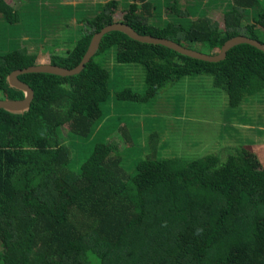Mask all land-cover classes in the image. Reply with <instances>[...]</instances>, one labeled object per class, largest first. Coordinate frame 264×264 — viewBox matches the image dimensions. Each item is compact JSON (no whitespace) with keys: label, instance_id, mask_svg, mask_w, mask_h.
<instances>
[{"label":"trees","instance_id":"1","mask_svg":"<svg viewBox=\"0 0 264 264\" xmlns=\"http://www.w3.org/2000/svg\"><path fill=\"white\" fill-rule=\"evenodd\" d=\"M103 1L93 14L75 11L70 26L37 9L42 0H0V43L11 46L0 47L1 100L23 98L8 76L38 64L35 46L54 19L66 26L70 45L64 52L55 45L48 63L67 68L81 62L96 33L119 21L210 55L237 36L264 44V0H215L228 4L223 28L206 10L194 18L196 9L179 8V0ZM40 10L43 25L33 30ZM16 40L30 45L18 48ZM118 65L139 70L140 81ZM205 76L235 114L252 97L263 102L264 52L241 44L210 63L112 30L78 74H21L35 92L30 109L0 110V264H264V168L249 161L246 145L190 160L161 153L169 118L153 109L168 92L176 101L171 116L191 114L198 91L186 98L178 89L186 80L202 85ZM146 109L155 116L136 117ZM246 113L245 121L218 122L217 140L243 136L244 122L264 136V116Z\"/></svg>","mask_w":264,"mask_h":264},{"label":"rangeland","instance_id":"2","mask_svg":"<svg viewBox=\"0 0 264 264\" xmlns=\"http://www.w3.org/2000/svg\"><path fill=\"white\" fill-rule=\"evenodd\" d=\"M81 2L77 3L78 0H56L53 2V0H42L40 4L38 5L37 9L41 8L43 10H47L50 14H53L56 18H58L59 21L64 22L67 20L68 25L72 26L75 22L74 18L78 17L75 16V11H82L85 12V14H93L91 10L93 9L99 10V2L103 0H79ZM107 1V0H105ZM121 5H125L126 2L124 0H118ZM215 0H179L178 1V7L181 9L184 8H191V6L196 9V13H194V18L199 16L201 14V11H208V15H210L212 18L217 20L221 24V28L224 26L223 22V13L225 10L228 9L227 2H218L215 3ZM77 3V4H76ZM11 4V3H10ZM14 7V5L12 4ZM90 10V11H89ZM122 11L123 9H119L116 13V18L122 17ZM45 17V14L42 15V10L38 13V18L36 19L35 16H32V18L35 20V23L32 24L33 30H36L38 24L39 28H41V25H43V19ZM66 18V19H65ZM49 29L52 30L48 33L46 37H42V41L38 45H36L35 49L39 48V56L36 59L38 64L42 63H48L50 61V54L52 50L54 49V46H56L57 52H64L69 47V42L65 38V30L66 26L63 23H57V20H51L50 21ZM64 25L63 27H59L53 30L54 25ZM18 34V33H17ZM41 36H39L40 38ZM14 45H16L18 48L20 47H29L30 43L27 44L25 42L22 43V46H20L19 41H12ZM74 43V41H73ZM2 46V50H9L11 49V46L6 42H1L0 47ZM216 48V46H215ZM33 49V50H35ZM116 61L114 59H111V62L108 64L110 67H113L116 65ZM115 67H120L115 66ZM121 72H124L126 74H132L133 73V82L138 83L140 80L136 76L139 73V70L136 68L132 69L129 66H121L120 70ZM112 75L115 74L117 76L116 72H111ZM200 79V77H196ZM202 79L201 84L197 85L199 82L198 80H194V82H191V80H186L182 85H186V88H179L178 91L180 94L186 95V98L189 95V92L191 91H198L200 97L193 99L191 102L192 107V113L184 116H171V113L169 112L170 109L174 106L176 101H171V99H168L167 95L168 92H164L161 100H159V104H157V107L153 109L154 113L157 114H166V117L169 118V121L167 124L160 122L159 119L156 117H152L151 121L154 122L157 126H167L166 131H163V141L165 144V149L161 151L163 156L165 158H170L173 156H179V157H185L186 159H195L201 156H204L207 154L210 150V148L214 149L215 151L224 150L225 152L231 150L235 145L241 146L242 144L246 145L247 149V155L249 158V161L255 166L259 167V169L264 168V136H260L257 133V130L249 131V125H247L245 122L244 124H241L238 129L242 131V135L234 134L233 137L226 136V138L222 140H217V133L220 131V126L218 127V124L223 122H231L237 121L238 119H242L245 121L244 116L247 115L246 112H248V116L251 118H255V120L260 117V114L264 116V99L263 102L259 103L256 97H252L251 99H254V102L252 103H245V105L237 111V113H231L230 105L228 96L226 93L221 92L217 90L213 82H211V77L205 76ZM125 82L122 80H118V83H127L129 82L127 78L124 79ZM192 89V90H191ZM192 95V94H191ZM3 97V96H2ZM0 95V100L2 99ZM179 100V99H177ZM167 101V103H166ZM171 101V102H170ZM166 103V104H165ZM169 104V105H168ZM179 104V103H178ZM188 103H184L183 106L187 105ZM168 105L166 108L162 109L164 106ZM182 106V107H183ZM180 109H176V111H179ZM133 111V110H132ZM241 113V116L235 117L236 114ZM146 114V115H145ZM136 117H146L150 114L147 109L144 112H141L139 114H135ZM259 115V116H258ZM105 121V118L103 119L101 125ZM220 122V123H218ZM258 123V122H257ZM260 126L264 128V118H260L259 120ZM258 123V124H259ZM236 126L239 125L238 123H235ZM100 125V126H101ZM253 126H256V124H253ZM253 130V129H252ZM186 131V132H185ZM64 132L66 133L65 129ZM248 138H252L255 140H260L262 143H260L259 146H256L255 143H248ZM71 140V139H70ZM92 141H89L86 143V145L91 146ZM73 145V143H72ZM77 147L74 151L76 153ZM83 153L79 151L76 154V157H82ZM26 210L22 211V214H26ZM31 212V210L29 211Z\"/></svg>","mask_w":264,"mask_h":264},{"label":"water","instance_id":"3","mask_svg":"<svg viewBox=\"0 0 264 264\" xmlns=\"http://www.w3.org/2000/svg\"><path fill=\"white\" fill-rule=\"evenodd\" d=\"M112 30H119L126 33L128 36L144 43H154V44H162L167 47L174 49V51L179 52L183 55L189 56L191 58H195L201 61H206L210 63H216L220 61H224L227 58L228 52L241 44L251 45L261 51L264 52V44L258 40L251 39L245 36H237L229 39L221 48L218 54L210 55L201 53L199 51L184 47L178 44L177 41L165 38L158 37L151 34H141L136 31L131 25L125 22H114L103 27L95 36H93L90 45L87 49V52L83 56L81 62L74 68H67L57 64L52 63H42V64H34L24 68H17L13 70L9 76L8 81L10 86L20 89L24 92L23 98H12V99H3L0 100V110L11 111L16 113H24L29 110L31 107V103L34 99V89L25 81L20 79V75L23 73H31V72H44L56 74L59 76H71L80 73L85 64L91 59V57L96 53L104 36L107 32Z\"/></svg>","mask_w":264,"mask_h":264},{"label":"crops","instance_id":"4","mask_svg":"<svg viewBox=\"0 0 264 264\" xmlns=\"http://www.w3.org/2000/svg\"><path fill=\"white\" fill-rule=\"evenodd\" d=\"M79 2H81V1H79V0H78V2H77V3H79ZM77 3H76V4H77ZM9 32H11V31L9 30Z\"/></svg>","mask_w":264,"mask_h":264},{"label":"clouds","instance_id":"5","mask_svg":"<svg viewBox=\"0 0 264 264\" xmlns=\"http://www.w3.org/2000/svg\"><path fill=\"white\" fill-rule=\"evenodd\" d=\"M214 55V54H213ZM12 87V86H11Z\"/></svg>","mask_w":264,"mask_h":264}]
</instances>
